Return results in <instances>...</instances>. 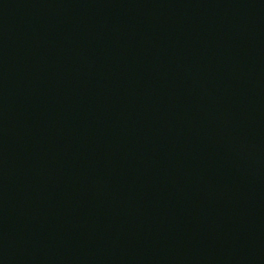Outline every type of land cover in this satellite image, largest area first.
Listing matches in <instances>:
<instances>
[{
	"label": "water",
	"instance_id": "water-1",
	"mask_svg": "<svg viewBox=\"0 0 264 264\" xmlns=\"http://www.w3.org/2000/svg\"><path fill=\"white\" fill-rule=\"evenodd\" d=\"M0 264H264V0H0Z\"/></svg>",
	"mask_w": 264,
	"mask_h": 264
}]
</instances>
